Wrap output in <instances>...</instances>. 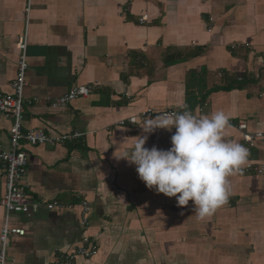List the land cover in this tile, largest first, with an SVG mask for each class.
Masks as SVG:
<instances>
[{
  "label": "crops",
  "instance_id": "1",
  "mask_svg": "<svg viewBox=\"0 0 264 264\" xmlns=\"http://www.w3.org/2000/svg\"><path fill=\"white\" fill-rule=\"evenodd\" d=\"M27 3L0 0V94L12 93L15 43L24 36V96L32 102L22 129L80 137L22 145L27 202L71 207L8 214L0 206V231L6 224L24 231L10 236L5 264H49L57 251L82 245L80 199L90 207L85 235L97 254L73 264H264V136L248 148L238 128L264 135V0H30L25 13ZM82 85L92 86L88 96L64 108L46 102ZM192 98L194 114L228 115L225 139L249 150L228 177L227 203L204 219L192 201L178 207L116 158L141 135L144 147L167 150L175 132L144 133L119 120L148 108L183 111L177 106ZM10 127L0 114L4 150Z\"/></svg>",
  "mask_w": 264,
  "mask_h": 264
},
{
  "label": "clouds",
  "instance_id": "2",
  "mask_svg": "<svg viewBox=\"0 0 264 264\" xmlns=\"http://www.w3.org/2000/svg\"><path fill=\"white\" fill-rule=\"evenodd\" d=\"M183 111L159 112L140 124L144 133L156 129L175 132L167 150L144 147L147 135L137 136L123 158L136 166L138 177L147 188L167 197H175L178 207L192 201L197 219H204L225 203L231 195L228 177L246 165L249 150L236 141L225 139L230 117L223 111L198 115Z\"/></svg>",
  "mask_w": 264,
  "mask_h": 264
},
{
  "label": "built area",
  "instance_id": "3",
  "mask_svg": "<svg viewBox=\"0 0 264 264\" xmlns=\"http://www.w3.org/2000/svg\"><path fill=\"white\" fill-rule=\"evenodd\" d=\"M27 2L28 3L27 7L25 8V13H28L30 8V0H27ZM146 21V15H142L138 19L139 24H143ZM15 48L18 51V58L16 63L15 77L10 84L12 93L0 94V114L11 119V127L9 131L10 149L4 150L0 148V168L4 171L5 177V194L0 199V206L8 214H27L30 210L39 209L40 207H43L46 210L70 208V205L65 206L58 201H53L50 203L38 201L32 204L27 202V195L23 185L21 184V179L25 173V167L27 164V155L24 151H22V145L55 146L58 144H63L69 140H76L80 137V134L72 133L60 136H48L42 129H22L24 105L31 104L32 102L24 96V88L26 85L25 72L27 69L25 55L26 40L24 36L20 37L16 41ZM235 48V45L230 47L231 50H234ZM238 80L241 81V78H238ZM91 88L92 86L90 85L74 87L68 90V92H66L64 95L55 99H47L46 102L51 108H64L76 99L87 97L91 91ZM163 111L175 112L177 110H157L148 108L134 116L119 120L116 123V126L137 130L138 124L143 123V119L153 118L159 112ZM238 128L242 132L241 139L248 148L253 147L254 142L264 136L261 132H246L245 124H239ZM261 172L262 170L258 171V173ZM79 206L82 245L71 249L69 252L57 251L54 259L49 264H73L77 257L89 259L97 254V249L91 245L89 238L85 235V230L89 225V204L85 200L80 199ZM23 234V230L18 228H9L7 224L2 227L0 231V264L6 263L7 248L9 245L10 236H22Z\"/></svg>",
  "mask_w": 264,
  "mask_h": 264
},
{
  "label": "trees",
  "instance_id": "4",
  "mask_svg": "<svg viewBox=\"0 0 264 264\" xmlns=\"http://www.w3.org/2000/svg\"><path fill=\"white\" fill-rule=\"evenodd\" d=\"M195 105H196L195 99L192 98V99L188 100V102L186 103L187 110L192 109Z\"/></svg>",
  "mask_w": 264,
  "mask_h": 264
}]
</instances>
